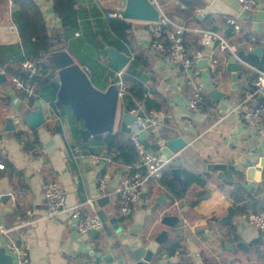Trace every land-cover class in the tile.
Here are the masks:
<instances>
[{
	"label": "crops",
	"instance_id": "crops-1",
	"mask_svg": "<svg viewBox=\"0 0 264 264\" xmlns=\"http://www.w3.org/2000/svg\"><path fill=\"white\" fill-rule=\"evenodd\" d=\"M28 1L42 18L47 35L55 39L44 58L45 75L39 74L34 81L37 95L28 101L12 102V95L16 92L23 95V91L16 88L0 66V73L6 76V81L0 82V163L5 165L0 168V174L3 173L0 178H9L13 196L12 203L0 202V221L10 227L18 226L12 236L26 246L30 264H133V252L151 243L163 231L168 236L153 257L155 264L177 263L182 255L178 247L185 250L193 264H264V230L240 218L245 212L264 208V137L248 127L239 107L246 92L253 89L257 72L242 65L234 81V72L229 68L230 55L227 52L220 56L212 54L216 45L204 47L201 40L199 42L201 36L190 32L186 37L192 56L200 51L204 53L195 68L200 71L205 90L203 107L191 110L187 105L191 90L185 84L184 72L168 63L164 52L152 47L149 26L143 21L126 20L130 27L125 38L110 27L108 14L124 11L127 0H75L73 8L80 14L82 27L71 39L81 37L86 25L89 32L96 33L97 43H103L105 51L111 46L130 56V62L122 71L124 80L130 63L137 60V79L147 93L161 103L160 110H148L127 91L119 98L118 113L120 110L131 113L132 109L142 106V115L157 120L156 125L139 131V139L147 151L161 153L167 139L183 137L186 145L175 154L170 167L171 178L181 182L183 173L188 172L203 182L190 185L181 197H174L160 182L151 183L133 211L124 215L113 191L134 168L123 160H115L118 152H110L105 139L120 133L124 139L132 140V133H123L118 124L114 133L106 134L104 140L84 142L80 136L83 122L75 118L68 105L58 102L50 87L51 80H60V71L74 66L87 72L93 86L105 92L113 81L117 85L119 70L112 65L107 52L99 48L94 58L103 68L94 74L88 65L81 63L85 56L83 47L71 49L68 39L56 37L63 28L54 10V0ZM151 1L180 24L219 32L238 47L239 53L243 49L255 62L247 60L249 64L264 71V0H258L257 7L247 12L242 11L238 0ZM16 9L17 5L14 12ZM14 15L7 3L0 4V46L21 44ZM228 17L238 19L242 27L239 32L233 29L231 36ZM241 32L248 33V43H236V36L242 35ZM103 35L122 49L105 43ZM255 48L262 50L261 56L251 52ZM211 55L219 58L221 85L216 82ZM203 59L208 60V65L199 64ZM215 90L222 94L215 97ZM262 101L264 93L252 103ZM39 108L46 121L32 129L24 115ZM8 120L13 122L14 129H6ZM20 131L28 134L32 142L35 140L33 148L24 147V141L18 136ZM177 160L181 161L179 175L173 172ZM214 163H226L236 169H227L225 177L220 178V172L210 168ZM103 177H107L109 183L106 193L102 194L98 183ZM49 181L62 185L67 207L80 205L84 216L96 214L104 227L94 230L96 233L81 234L71 223L69 211L55 219L32 222V217L46 213L42 186ZM104 198L106 201H101ZM88 201L93 202L94 208ZM230 208L234 209L231 222L224 223ZM28 210L32 211V216ZM167 216L177 217L176 224H164L163 218ZM240 241L248 246L247 250L237 246ZM7 242V237L0 235V251L12 257ZM258 242L260 245L256 244ZM190 244L199 249V254L191 253Z\"/></svg>",
	"mask_w": 264,
	"mask_h": 264
},
{
	"label": "built area",
	"instance_id": "built-area-1",
	"mask_svg": "<svg viewBox=\"0 0 264 264\" xmlns=\"http://www.w3.org/2000/svg\"><path fill=\"white\" fill-rule=\"evenodd\" d=\"M8 3L12 11L15 7L14 0H8ZM153 3L159 9V18L156 21L145 22L149 26L151 33L152 47L157 51L164 52L165 59L168 63L175 64L183 70L185 84L191 90V97L187 101L189 109L198 110L203 107L205 92L200 71L195 68L196 62L204 57V53L200 51L192 56L184 44L183 35L186 32H195L202 36L201 43L204 47L216 45L212 54L216 53L220 56L227 52L230 56L234 57L235 62L246 65L257 72V77L253 81V89H249L246 92V98L241 102L239 107L242 109V116L248 127L264 137V101L255 104L252 103L258 95L264 93V71L249 64L239 54L238 47L231 44L219 32L180 24L168 16L156 2ZM238 3L242 11L247 12L257 7L258 0H238ZM108 16L110 18L127 20L124 16V11L111 12ZM226 22L233 27L235 32H239L242 28L240 21L236 18L228 17ZM76 34L79 35L78 32ZM252 39L254 40V38ZM42 64H44V59L38 62L25 59L21 62V68L28 76L26 78L12 77V82L18 90L23 91L24 96L23 98L19 93H14L12 95V102L14 104H19L36 97L34 78L40 74ZM210 64L216 71V82L219 85L223 84L219 58L211 55ZM117 75L119 77L117 87L119 98H121L127 93V83L123 79L122 71H119ZM143 110V107L140 106L131 111L137 118L136 126L132 132V141L137 148L139 160L134 166L133 173L123 178L120 185L113 191L116 196L117 205L124 215L130 214L134 207L142 200L145 188L151 183H159L164 170L174 164V158H164L162 153L147 151L143 147L139 139V131L154 126L157 123L154 117L142 115ZM0 168H4V165L1 163ZM108 183L109 179L107 177L99 180L98 189L102 194L106 193ZM42 191L47 210L41 217H32V222L38 219H55L63 212L69 211L72 215L71 223L81 234L89 233L91 230H101L104 227V224L96 214L84 216L80 205L67 207V195L59 182H45L42 186ZM87 204L94 208L92 201H88ZM27 212L32 216L31 210ZM240 218L245 223L264 230V208L256 212H245L240 215ZM17 227L7 226L0 221V235L7 237L8 250L12 255L14 264H30V255L26 246L18 238L12 236L14 228Z\"/></svg>",
	"mask_w": 264,
	"mask_h": 264
},
{
	"label": "water",
	"instance_id": "water-1",
	"mask_svg": "<svg viewBox=\"0 0 264 264\" xmlns=\"http://www.w3.org/2000/svg\"><path fill=\"white\" fill-rule=\"evenodd\" d=\"M12 11L15 14L14 9ZM124 16L127 20L152 22L158 20L159 9L151 0H127ZM106 52L112 65L119 71H123L131 60V57L126 53L111 46L106 47ZM251 52L258 56L262 55L260 48H255ZM229 62V68L234 72L233 80L236 81V72L242 69V64L235 62L233 56L229 57ZM199 64L206 66L208 65V60L203 59ZM4 81H6V76L0 73V82ZM50 87L57 96L58 102L68 105L75 118L83 122L84 128L80 130V136L84 142L89 139L96 141L104 140L106 134L114 133L118 124L120 130L127 134H131L136 126L137 118L134 114L124 110H120L118 113L120 99L118 87L114 81L107 91L101 92L93 86L87 72L72 66L60 71V80H51ZM221 94L218 90L214 91L215 97ZM24 118L32 129H37L46 121L41 108L36 111H29L24 115ZM14 128L13 122L8 120L6 129L12 130ZM185 145L186 141L183 137H172L166 140L160 152L164 158H175V154ZM180 164V160H177L175 163L176 168L173 172L176 175L180 174ZM210 168L219 171L220 178L225 177L224 172L227 169H236V167L226 163H214ZM11 191L12 187L9 178H0L1 203L13 202ZM101 201H106V198ZM233 211V208L229 209L228 216L223 220L224 223L231 222ZM177 220V217L167 216L163 218V223L173 226ZM90 232L96 233L94 230ZM167 236V232L163 231L151 243L137 248L133 252L135 260L133 264H155L153 263V257L158 252L160 245L167 239ZM237 246L245 250L248 248L243 241H240ZM190 250L193 255L199 254V249L193 244H190ZM0 264H14V262L12 257L0 251Z\"/></svg>",
	"mask_w": 264,
	"mask_h": 264
},
{
	"label": "trees",
	"instance_id": "trees-1",
	"mask_svg": "<svg viewBox=\"0 0 264 264\" xmlns=\"http://www.w3.org/2000/svg\"><path fill=\"white\" fill-rule=\"evenodd\" d=\"M74 3L75 0H54V10L60 16L63 28L62 33L56 37H60V39L62 40L68 39L71 42V49L75 47H83L85 56L81 59V63L88 65V67L95 74V72L98 69H102L103 66L96 58H94V54L98 51L99 48H103L104 53H106V51L104 49L103 43H97L96 33L92 31L89 32V26H84V33L83 35H81V37L71 39L75 32L78 31L80 27H82V24L79 20L80 14L73 8ZM14 4L18 6V9H16L13 19L21 37V44L0 46V66L6 72L8 78H26L28 75L22 70L21 62L25 59H29L34 62H38L39 60L44 59L46 53L50 51L55 37L52 38L47 35L46 26L43 23L42 18L39 16L32 2L28 0H14ZM109 25L112 30L122 38L126 37L127 30L130 27L129 23L126 22V20L120 18H111L109 21ZM231 28L232 29L229 30V36H231V32L233 33V27L231 26ZM189 33L190 32H186L183 35V38L185 46L192 55L193 52H191L192 50L188 46L186 37V35ZM240 34L242 35L236 36V43H248L250 39L248 33L241 32ZM103 37L105 43L119 46L114 41L108 40L106 36L103 35ZM201 38L199 37V42ZM231 43L233 42L231 41ZM119 48L122 49V46H119ZM239 54L246 61L248 60L255 64V62L251 60V57L247 55L243 49H241ZM85 57L87 58L86 60ZM6 59H8V61H6ZM137 66V60L130 63V66L124 74L125 80L128 82L127 91L132 94L135 99L142 102V105H144L146 109L150 110L154 108L156 110H160L161 103L159 101L154 100L147 93V90L144 88L143 83L137 79ZM46 69V64H42L40 74L45 75ZM38 76L34 78V81L37 80ZM93 76L94 75H92V80L95 83L96 79ZM21 96L24 98L23 95ZM18 136L21 138L22 141H24V147L26 149L33 148L35 140L32 142V139L29 138L28 134L23 131H20L18 132ZM105 143L110 149V152L111 150L118 152V155L115 157V160H123L125 164L133 165L134 168V166L139 160V155L134 142L130 138L124 139L122 135H120V133H116L108 135L105 139ZM170 167H172V165H170L164 170L163 176L160 180V184L167 186L174 197H181L187 191L188 187L193 183H203L198 176L188 172H184L182 181L178 182L175 179L171 178ZM256 244L260 245V242ZM178 248L182 250V255H180L179 261L173 264H193L186 257L185 250L181 249L182 247Z\"/></svg>",
	"mask_w": 264,
	"mask_h": 264
},
{
	"label": "rangeland",
	"instance_id": "rangeland-1",
	"mask_svg": "<svg viewBox=\"0 0 264 264\" xmlns=\"http://www.w3.org/2000/svg\"><path fill=\"white\" fill-rule=\"evenodd\" d=\"M1 3H7V5H9V3H8V0H0V4ZM9 8H10V6H9ZM87 58L85 57V60H86Z\"/></svg>",
	"mask_w": 264,
	"mask_h": 264
}]
</instances>
